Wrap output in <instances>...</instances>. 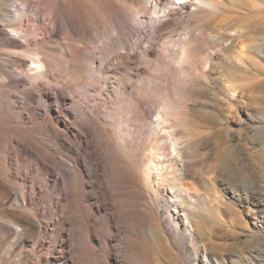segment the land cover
<instances>
[{
	"label": "bare ground",
	"instance_id": "bare-ground-1",
	"mask_svg": "<svg viewBox=\"0 0 264 264\" xmlns=\"http://www.w3.org/2000/svg\"><path fill=\"white\" fill-rule=\"evenodd\" d=\"M36 1L44 10L43 20L38 8L27 0L11 4L3 10L5 12L1 13L0 17V40L4 47L0 55L4 54L10 61L8 65L0 60V121H4V117L12 119L18 125L15 129L22 131L10 137L9 150L0 162V240L13 237L11 252L22 246L28 248L26 253L29 256L33 251L37 254L44 250L50 251L46 255H39L33 264H40V260L45 264H119L116 254H111V250L115 248L113 241L122 243V252L127 255L126 259L129 254V257L133 258L131 262L124 264H136L138 260L141 262L143 256L139 254L140 250H136L141 245L140 239L137 238L143 227L140 225V219L145 215V207H140L136 197L144 194L133 190L134 166L129 154L123 153L120 148L104 147V137L108 136V129L113 127L119 143L122 146L129 144L133 149L138 145V142L134 141L136 131L139 130L141 134L148 133L149 148L144 150L140 159L145 182L144 191L147 197L161 206L160 211H152L157 219L156 226L148 230L153 240L151 248L154 264H162L159 244L164 241L174 249V240L181 241L179 251L172 252L179 264H202V257L207 260V264H243L237 253H231L235 262L228 260L227 255L222 253L220 256L218 253V258L214 259L217 253H214L208 244H201L198 240L200 228L204 225L202 221L205 219L198 207L202 205L195 208L194 204L202 203L210 212L215 213L220 207L217 204L220 200L214 193L211 197L204 198L193 185V181L200 177L197 175L196 179L195 173H198V169L194 172L196 168H193L199 165V160L193 161L192 158L198 159L204 154L198 149H193L190 139L186 140L179 134L177 120L183 115L178 105L175 106L169 99L172 95H166L167 99L160 104L157 81L147 76L146 69L135 67V54L128 40L121 37L125 35L126 25L123 19L119 20L114 15L118 12L117 0H102L101 7L97 10L88 3L90 8H83L85 10L82 11V18L75 13L70 2L63 6L59 0ZM127 1L131 2L127 7L130 13L143 12L141 15L136 14L135 20L142 18L145 22L166 19L179 10L189 12L187 34L181 43H178V60L174 58L182 70L211 69V60L201 54L210 48H226L230 44L238 48L240 57L245 54L241 47L244 44L240 46L237 38H222L228 32L215 33L202 25V21L210 18L208 15L222 11L223 4L219 0H145L144 6H140V0ZM258 1L261 6L258 5L256 11L264 21V0ZM64 9L73 14V32L70 31L65 17L60 20L57 18V14ZM29 17L46 37L50 36L53 29L59 27L77 37L88 35L89 42L97 39L90 28L91 17L102 27L111 20L114 34L121 37L117 43L123 51H116L114 56L99 68L96 67L95 58L92 63L86 61L91 57L88 54L90 45L87 43L80 45L69 42L64 48H53L51 52L55 53H28L23 49V46L28 44L27 32L14 27L13 24H23ZM45 18L49 19L50 23H45ZM162 23L150 38L168 37L172 30L167 29L172 24L168 20H163ZM8 30L17 37L9 36ZM238 33L240 32L235 30L229 32L231 36H237ZM79 39L87 40L83 37ZM164 43L167 45L158 54L159 61L166 57L170 47L169 41ZM252 47L255 54H252L254 66L257 64L264 73V41L253 44ZM66 52L71 55L70 58L64 55ZM141 52L147 56L154 54L148 48ZM241 59H235V64L241 67L240 69L247 67L245 63H241ZM20 64L24 66L23 74L14 75L10 68H16ZM249 70L251 69L248 68ZM56 75L65 77V82L69 84H75L74 89L68 90V85L54 82L53 77ZM139 76L142 77L141 80L143 77L148 78L151 83L143 88L147 82L144 81V86L134 90L131 78ZM39 83L48 88L54 86L61 89L57 92L46 90L40 93L30 90ZM27 85L30 88L26 90ZM248 85L250 84L244 85L245 89ZM241 86L239 83L230 82L228 88L233 95L238 96L240 90L244 89L240 88ZM249 88L252 89H247L250 90ZM75 95L78 96L77 100ZM207 98L205 109L196 110L197 117L201 121L213 122L220 111L219 98L213 95ZM34 99L39 101V105L26 107L25 102ZM226 104L229 113H233V117L240 120L232 111V106ZM41 107L44 108L43 114L34 111ZM107 114L110 119L105 116ZM35 115L42 120L32 122V116ZM48 117L52 126L47 120ZM220 131L206 132L202 138L199 136V144H208L209 139L213 140L214 147L205 157L213 161L211 169L215 172L214 178L220 180V187L229 194L228 200L222 201L221 204H226L228 212L236 213V205L249 204L254 198L261 200L264 195V162L258 166L251 161L247 151L245 152L248 150L246 143H243L240 149L236 148L237 151L240 150L239 153L233 151L235 154L225 156L224 140L220 137ZM200 163L203 164L202 158ZM91 178H94L93 185L97 190L95 192L88 191ZM107 180L111 189H101L100 184ZM262 201L263 199L258 207L264 206ZM11 225L16 226L17 230ZM93 245L99 246L100 249L94 248ZM102 251L106 252V258L103 257ZM91 252L96 256L93 259L90 257ZM26 257L20 261L26 260Z\"/></svg>",
	"mask_w": 264,
	"mask_h": 264
},
{
	"label": "rangeland",
	"instance_id": "rangeland-1",
	"mask_svg": "<svg viewBox=\"0 0 264 264\" xmlns=\"http://www.w3.org/2000/svg\"><path fill=\"white\" fill-rule=\"evenodd\" d=\"M20 1L22 0H0V17L5 12L3 10L7 9V7L10 6L11 4H19ZM27 1L29 2V4H33L32 6L38 8L39 15L41 16L40 18L43 20L45 14L43 12L44 10L42 9V5H39L36 0H27ZM59 1L63 6H65L68 2H70V4L74 6L75 13H77L82 18V11L85 10L83 9L85 6H87L86 10L90 8L89 5H92L95 8V10H97V8L101 7L102 0H59ZM125 1L124 0L116 1V5H117L116 8H118L117 9L118 12H116V14L114 13V15H116L117 19L119 20L123 19L124 24L126 25L125 35L123 36L121 35V37L128 40L127 42L129 43L132 51L135 54L133 58L135 67L146 69L148 72L147 76L153 77V79L157 81L159 85L157 91L159 93L158 98L160 100L159 101L160 104H162L171 94L172 96H170L169 99L172 100L175 106L178 105L177 107L181 109L179 110L181 115L183 116L179 118L180 120L178 119L179 121L177 120V124L179 126V134L184 138H186V140L190 139V142L193 143V149L195 150L198 149V151L201 154H204L203 157H198V159L197 157L192 158L193 161L199 160L198 161L199 165H195V166L192 165L193 164L192 161H191V165L192 167L194 166L193 167L194 169L196 168L194 172L197 171L198 169L197 172L199 174L195 173L196 179H198L197 178L198 176L201 178V179L199 178L196 181L194 180L193 185L196 187L198 192L204 198L207 197L209 198L214 193L216 198L220 200L217 202V204H219L220 207L218 208L217 211H215V213L217 212L216 215L214 211L210 212L207 206L203 205L202 203L194 204L195 208L197 207V205H202L198 207L203 214V218L205 219L202 221L204 224L202 227L203 229L200 228L199 232L201 233L198 234L199 236L200 234L203 235H201L200 237L198 236V240L201 242V244L202 243L208 244V247L214 253L215 252L217 253L215 254L217 256H215L214 259L218 258V253L219 256L222 253L227 255L226 257L228 258V260L231 261L233 260L235 262V259H233L234 257H231L232 256L231 253L232 254L237 253L240 262H243V264H264V206L258 207L262 199H263L262 202L264 203V198H263L264 195L261 197V200L260 198H254V200H251L249 204L236 205L235 207L238 213L237 212L235 213L233 211L228 212L229 209L226 207V204L224 203L221 204V202L222 201L226 202L229 198V194L223 191L222 188L220 187L221 186L220 180L218 178H214L215 172L212 171L211 169L213 161L210 159H206L205 157V155L209 154V151L212 150V147H214L213 140L209 139L208 144L205 143H203L202 145L199 144V140L200 138H202L203 135L207 134L208 132L213 133L216 130L219 131L221 130L220 137L222 141L224 140L223 148L225 151V156L230 154H235V152L239 153L240 150L239 151L237 150L240 149L241 145L243 147V145L246 143L247 144L246 149L248 150H245V152L247 151L246 153L249 155L251 161L258 166H261L262 163L264 162V73H262L263 72L262 69L258 67L257 64H255L256 67L254 66V61H252L253 59L252 54L253 55L255 54L251 49L253 48L252 47L253 44L256 45L257 43L264 41V21L262 20L261 14L258 13V11H256L258 9V5H260L259 1L258 0L256 1L255 0H219L223 4L222 11H219L218 13L215 14L211 13V15H208V17L210 16L211 19L207 18L205 19L204 22L202 21L203 27H205L207 30L209 29V31L215 33L228 32L225 33L224 37L222 38L225 39L237 38V43H239L240 46L242 44L246 46L245 48L243 45L241 46L243 51L245 52V54L241 55V57L243 56L242 59L240 57V54H238L239 52L238 48L234 46H230V44L226 48H222V47H220L219 49L210 48L208 51L202 52L201 54L203 55V57L207 56L211 60V64H212V68L206 71L202 69H198V71H192L184 68L182 70V68L175 63V59L178 60L179 58L177 56L179 49L177 48H179V44L184 39V36L187 34V29H188L187 19L189 15L188 11L187 12H185L184 10H179L178 12L175 11V13H173L171 16H169L166 19H162L160 21L157 20L156 22L154 21L145 22L142 18L135 20V15L137 13H130L127 7L129 4H131V2L127 0ZM139 2H140V6L141 4L142 6L145 5V0H140ZM168 6L170 5L168 4ZM193 8L194 6L191 7L192 10ZM125 10L127 11V13ZM90 12L93 16L95 15L92 11ZM141 12L142 11H140L137 15H141L143 13ZM62 17H65L67 19L69 23L70 31L72 30L73 32L74 24H75L73 14L69 13L66 9H64L57 14L58 20H60ZM28 19L29 20L25 21L23 24L19 22L13 24L14 27L18 29L21 28L25 30V32H27L28 44L26 46H23V49L28 51V53L31 51H38L40 53H48V52L55 53V51L51 52L53 51V48H64L65 45H67V43L69 42H76L77 44L80 43V45L87 43L88 45H90L89 46L90 50L88 54L91 57L86 61L88 63H92L93 58H95L96 67L98 66L97 68H99L107 60H109L112 56H114L116 51H123V49H121L117 43L120 35H117L116 33L114 34L111 28L112 27L111 20H108L107 23L102 27L98 21L96 22L94 17H91L90 28L91 31L93 32V35H95L97 39L89 42L90 36L83 35L82 37L87 38L88 40V42H84L87 40H81L79 38L82 37L74 36V34H72L71 32H68L64 28H59V27L53 29L50 36L46 37V34L42 30H39L34 26V20H32L31 17H29ZM163 20L164 21L168 20L172 24L167 29V30H172L168 35V37L150 38L151 34L156 29L161 27V25H163L162 23ZM49 21L50 20L49 19L46 20V18L44 20L45 23L46 22L50 23ZM51 26L53 27L52 24ZM234 30L240 33H238L237 36L235 35L231 36L229 32H233ZM8 32H9V36L17 37L15 33H12L9 30ZM166 40L169 41L168 45L170 47H168L167 49L168 53L166 57L164 59H161V61H159L160 59H158L159 58L158 54H160L163 48L166 47L167 44L165 45L164 43V41ZM147 48L154 52L152 56H147L146 54L141 52L143 50L145 52V49ZM3 49L4 47L0 40V51ZM106 54L108 56H106ZM64 55L69 58L71 57V55L68 52L64 53ZM239 58L242 60L241 61L242 64L245 63L247 65V67H243L244 69L243 68L240 69L241 67H238L235 64V61L237 59L240 60ZM0 60L2 63L10 65V61L8 60L7 56H5L4 54L0 55ZM249 62L252 64H250ZM23 68L24 66L20 64L16 66V68L15 67L10 68V71L11 72L14 71L13 72L14 75H18L21 73L23 74L24 72ZM248 68L251 70L248 71ZM153 69L154 71H152ZM141 78H142L141 76H139L138 78H133V77L131 78V80L134 82L133 85L134 90H139V87H142V85L146 81L147 82L144 84L146 86L143 85L144 86L143 88L147 87V85L151 83V81L148 78L143 77L144 80L143 79L141 80ZM53 81L68 85L69 86L68 90L74 89L75 86V84H69L65 82V77L58 75H56V77H53ZM230 82H232L233 84L239 83L240 85L243 86V87L241 86L240 88H244V89L240 90V92L237 91L240 93V94L238 93V96L236 94L233 95V92L229 91L228 86L230 85ZM246 83L250 84L248 85V87H252V89L249 88L250 90H248L247 86L245 89L244 85H247ZM28 86L29 85H27L26 90L30 88ZM172 86L176 88L175 89L173 88L174 89L173 90ZM60 89H61L60 87L54 88V86L48 88L41 83L35 85L34 88L33 87L30 88V90H34L37 93L46 92V90L48 91L50 90L51 92L52 91L57 92ZM166 95L168 96L166 97ZM212 95L214 97L217 96V98H219L218 101L220 103L219 106L220 111H218L215 120L213 122L198 120L196 110L199 111L205 109L204 103L206 102V99H208L207 97H211ZM77 99L78 96L75 95V100ZM226 103H229L232 106V111H234V114L239 116L240 120L237 119L236 117H233V113H229L228 110L229 107L226 106L227 105ZM20 104L22 105L21 102ZM26 104H27L26 107H31V106L36 107L37 105H39V101L34 99L31 102L26 101L25 105ZM145 106L146 105H144V107ZM15 109L17 108H14V110ZM43 110L44 108L41 107L40 109H36L34 111L36 113L38 111V113L43 114ZM230 115H232V117ZM105 116L108 117V119H110L108 114ZM4 118H5L4 121H0V162L3 161L4 156H6V153L9 150L10 137H12V135L15 134L16 132L22 133V131L18 132V130L15 129V127L18 126L16 122H14L12 119L8 120L6 117ZM49 118L50 117H48L47 120L51 124V119ZM41 120L42 119L37 117V115L32 116V122H37ZM198 124H200V126H198ZM77 127L79 128V126H76V128ZM136 132L137 133L135 135L134 141L138 142V145L136 148L133 149L130 147L129 144H126V146H122L119 143L120 141L117 140L115 128L110 127L107 131L109 137L107 135H105L104 137L105 138L104 147L106 149L120 148L121 150L124 151V152L122 151L123 153L129 154L130 160L133 163L134 166V171L132 176L133 190H135L137 193L144 194L143 196H137L136 200L140 205V207H145L144 209L145 215L140 219V225L143 226L144 229L142 227L143 230L141 229L139 236L137 238L140 239L139 241L141 245L136 250V252L140 250L139 254H141V257L143 256L142 257L143 260L141 262L138 260V263L136 264H154L153 250L151 248V246L153 245V240L149 236L150 234L148 230L150 231V229L152 230V227L154 228L156 226L157 219L155 214L152 213V211L155 209L160 211L161 206H159L152 198L147 197L145 195V191H144L145 182L141 173L140 159L144 150L149 148L148 133L144 132V134H141L139 130H137ZM240 155L243 156L241 152ZM201 158L203 164L200 163ZM68 163L70 165L72 164L69 161ZM90 166L92 167L91 164ZM58 177H60L59 174ZM91 179L88 182L90 183L89 185H91V187L89 186L88 191L95 192L97 190L96 188H94L93 185L94 178ZM211 181H213V183ZM108 182L109 181L107 180L106 182L100 184L101 189H104V187L105 188L108 187L111 189V185ZM213 187L215 190L213 189ZM216 192L218 194H216ZM120 201L121 200L119 199V202ZM201 202H203V200ZM218 217L221 220L223 219L222 222ZM199 219L200 218H198V220ZM200 220H202V218ZM11 226L17 230L16 226L14 225ZM120 236H122V234H120ZM13 239H14L13 237H9L7 239L3 238L0 240V264H33L36 261V259L39 257V255L43 256L50 252L44 250L40 254H37L36 252L33 251L29 256L26 253L28 248L26 247L23 248L22 246L14 249V251L11 252V242ZM174 242H175L174 249L170 248L169 245H167V243H164V241L159 244V250L161 251V252L159 251V255L161 253L160 260L162 264H179L172 252H175L176 250L179 251L180 249L179 244L181 241L174 240ZM112 243L115 245L114 246L115 248L111 250V254H116L119 260V264H124V262L127 263V261L131 262L130 260L133 259L132 257H129L131 255L129 254L128 259H126L127 255H124L122 252V246H121L122 243H120L119 241H113ZM93 246L96 249H100L99 246H95V245ZM161 247L163 248V250H161L162 249ZM102 252H103V257L106 258V252L105 251ZM137 254L138 253H136V255ZM25 256H27L26 260L20 261V259ZM90 257L93 259L96 256H94V254L91 252ZM201 259H202V264H207L206 263L207 260L204 257H202ZM40 264H45V263L40 260Z\"/></svg>",
	"mask_w": 264,
	"mask_h": 264
}]
</instances>
